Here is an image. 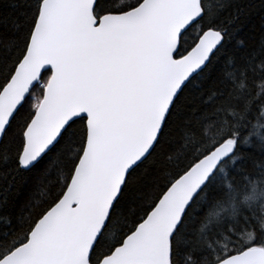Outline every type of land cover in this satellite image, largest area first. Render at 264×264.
<instances>
[{
    "label": "snow or ice",
    "instance_id": "6c2138e0",
    "mask_svg": "<svg viewBox=\"0 0 264 264\" xmlns=\"http://www.w3.org/2000/svg\"><path fill=\"white\" fill-rule=\"evenodd\" d=\"M262 117L264 0H0V264H264Z\"/></svg>",
    "mask_w": 264,
    "mask_h": 264
},
{
    "label": "trees",
    "instance_id": "16d2710c",
    "mask_svg": "<svg viewBox=\"0 0 264 264\" xmlns=\"http://www.w3.org/2000/svg\"><path fill=\"white\" fill-rule=\"evenodd\" d=\"M129 1L126 0H114V3L121 4L127 3ZM230 79V78H226ZM231 87V85H229ZM39 89L37 88L34 92V96H39ZM218 103L216 101L213 102V106ZM224 110H227V102L224 104ZM210 113L212 112V108L209 109ZM255 125L254 131H259L264 134V117L259 118L253 121ZM218 128L212 129L213 132L217 131ZM191 146V139L189 140V147ZM176 160H173L172 165L170 166V171H175ZM225 171L227 172L231 167L230 164L225 165ZM250 175L245 180L244 177H241L239 173L237 174L238 181L231 183V188L227 189V195L225 199H223L217 206L212 209L214 213L212 219L216 220L222 217H232L235 214L241 212L242 209L253 208L264 211V176H261L259 170H248ZM163 177L158 176H149L146 177V180L149 184H155L157 182L163 183ZM221 179L223 180V174H221ZM155 191V190H154ZM219 213V216L215 214ZM126 222L125 217H121L120 223L114 225L111 229H109L105 233V240L108 242L113 241L117 234L119 228Z\"/></svg>",
    "mask_w": 264,
    "mask_h": 264
},
{
    "label": "rangeland",
    "instance_id": "374dc122",
    "mask_svg": "<svg viewBox=\"0 0 264 264\" xmlns=\"http://www.w3.org/2000/svg\"><path fill=\"white\" fill-rule=\"evenodd\" d=\"M126 1H129V0H126Z\"/></svg>",
    "mask_w": 264,
    "mask_h": 264
}]
</instances>
